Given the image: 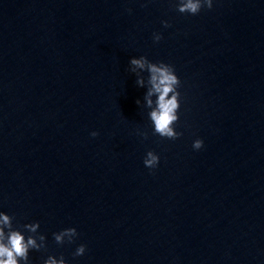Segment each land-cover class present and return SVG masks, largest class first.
Here are the masks:
<instances>
[{
  "label": "water",
  "instance_id": "1",
  "mask_svg": "<svg viewBox=\"0 0 264 264\" xmlns=\"http://www.w3.org/2000/svg\"><path fill=\"white\" fill-rule=\"evenodd\" d=\"M139 55L180 80L176 140L135 103ZM0 211L68 264H264V0H0Z\"/></svg>",
  "mask_w": 264,
  "mask_h": 264
},
{
  "label": "clouds",
  "instance_id": "2",
  "mask_svg": "<svg viewBox=\"0 0 264 264\" xmlns=\"http://www.w3.org/2000/svg\"><path fill=\"white\" fill-rule=\"evenodd\" d=\"M215 0H171L177 13L195 16L202 9H211ZM162 28H168L167 21H160ZM161 34L154 31L151 34L153 43L161 40ZM128 73L135 76V86L144 89L142 96L135 100L142 110L151 133L163 140H176L181 132L176 130L180 108V80L173 66L163 61H151L144 55L129 57ZM142 139L147 138L145 131L137 133ZM91 137L96 131L89 133ZM203 146V140L196 137L191 148L198 151ZM159 156L152 150H147L142 157L144 168L152 170L157 167ZM14 217L0 211V264H32L31 252H42L44 255L40 264H68L62 254L53 255L47 252L46 237L39 230V222L13 223ZM75 227H65L51 233L52 242L57 246L71 245L77 238ZM86 251L85 244H77L71 252L73 258L82 256Z\"/></svg>",
  "mask_w": 264,
  "mask_h": 264
}]
</instances>
